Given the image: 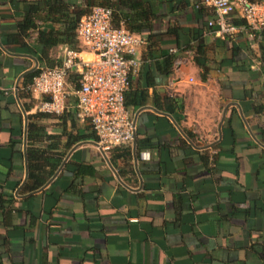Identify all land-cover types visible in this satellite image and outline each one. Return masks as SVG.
<instances>
[{
    "label": "crops",
    "instance_id": "0c3cea01",
    "mask_svg": "<svg viewBox=\"0 0 264 264\" xmlns=\"http://www.w3.org/2000/svg\"><path fill=\"white\" fill-rule=\"evenodd\" d=\"M200 1L165 0L158 12V32L177 23L202 32L207 47L205 80L190 50L171 76L158 77L162 94L183 101L181 124L151 100L136 111L128 108L135 115L140 110L139 137L172 146L171 158L158 148L131 160L119 157L118 165L126 167L121 177L109 151L96 145L91 124L69 103L65 110H76L75 126L68 119L67 128L79 141L50 183L25 192L28 115L40 110L39 96L21 98L19 90L22 73L36 60L39 67L42 45L35 34L26 40L34 55L8 41L22 10L0 0V264H264V38L209 30L213 13L199 11ZM233 18L242 20L239 13ZM166 39L163 47L177 51L174 38ZM64 48L55 47L52 57L61 58ZM51 114L40 123L49 133H62L65 118ZM66 140L62 136L60 147ZM79 163L94 172L75 174Z\"/></svg>",
    "mask_w": 264,
    "mask_h": 264
},
{
    "label": "trees",
    "instance_id": "16d2710c",
    "mask_svg": "<svg viewBox=\"0 0 264 264\" xmlns=\"http://www.w3.org/2000/svg\"><path fill=\"white\" fill-rule=\"evenodd\" d=\"M10 2L15 8L21 7L22 19L17 23V30L8 34V41L20 44L34 55H36V51L32 49L26 40L31 39L35 34L34 42L42 45L41 56H38L39 67L24 76L22 90H19L21 98L24 97V93L27 94V86L40 73L42 68L61 64L62 57L54 58L51 55L55 47L64 45L73 49H84L78 39L77 28L80 18L90 13L95 6H106L112 9L114 27L125 28L145 38V48L140 55L142 61L140 69L134 75L135 77H131L129 89L125 96L126 106L130 110L136 111L146 106L151 100L158 111L171 114L175 121L181 124L183 101L176 95L162 94L157 88L158 77L171 76L179 56L187 50L193 51L195 64L204 72L201 74L203 80L206 78L205 74L210 70L207 47L202 32L193 30L191 34L190 29L180 27L177 23L171 25L165 32L157 31L156 26L161 18L158 13L159 8L165 0H10ZM197 9L199 11H212L213 16L210 19L215 17L214 11L200 4V2L197 3ZM236 23L248 26L243 19ZM208 29L214 31L213 28L208 27ZM250 32L256 37L261 36V38H264V29L260 32L252 30ZM167 37L174 38L172 42L176 44L177 51L174 52L163 47L167 43ZM261 49H264L263 43H261ZM225 60H221L220 63H227L228 61ZM229 61L232 64L234 62L233 59ZM77 79L76 74H72L69 79L73 89L79 87ZM28 94L31 95L29 92ZM74 98L72 104L76 105L77 100L75 96ZM75 111L74 109L65 110L60 115L61 119L65 118V128L60 134L49 133L46 125L40 123V120L51 116V113L37 111L28 115V177L23 187L25 192H34L43 188L57 172L67 152L79 141L78 136H74L72 130L67 128L68 119L71 120L72 128L75 126L73 118ZM167 120L169 121L168 118ZM169 123L170 126L174 127L173 123ZM185 135L189 140L193 137L190 132ZM62 136H65L67 140L60 147L59 141H61ZM186 142V140L182 142L183 147L186 146ZM145 148H158L160 151L170 153V158L173 149L169 145H156L149 136L139 137V134L137 135L135 153L130 144L114 146L109 151V158L121 177L124 176L126 167L119 166L117 158L128 157L131 160L133 154L138 156L140 151ZM73 172L79 175L92 174L94 168L92 165L79 163L74 165ZM0 206V208L3 207V205Z\"/></svg>",
    "mask_w": 264,
    "mask_h": 264
},
{
    "label": "built area",
    "instance_id": "2783aa9c",
    "mask_svg": "<svg viewBox=\"0 0 264 264\" xmlns=\"http://www.w3.org/2000/svg\"><path fill=\"white\" fill-rule=\"evenodd\" d=\"M200 4L214 11L207 25L220 36L264 29V0H201ZM237 13L248 26L234 21ZM112 17L106 6H95L83 15L77 35L84 49L65 47L61 64L42 68L27 86L29 93L39 96L38 109L47 113L62 114L68 97L74 95L79 118L91 124L96 145L105 153L133 143L137 136L136 115L127 108L125 96L131 77L140 69L145 45L142 35L114 27ZM84 51L91 57H85ZM181 62L178 59L175 65ZM72 74L78 76L77 89L71 87Z\"/></svg>",
    "mask_w": 264,
    "mask_h": 264
},
{
    "label": "water",
    "instance_id": "95a60500",
    "mask_svg": "<svg viewBox=\"0 0 264 264\" xmlns=\"http://www.w3.org/2000/svg\"><path fill=\"white\" fill-rule=\"evenodd\" d=\"M37 68H38V61L36 60V65H35L33 68H31V69H29V70L23 72L22 75H21V77L24 76L25 74H27V73H29V72H31V71L37 69ZM21 77H20V78H21ZM17 86H18V85H17ZM139 112H140V110L137 111L136 115H138ZM163 114L169 116V117L173 120V122H175V124L177 125V123H176V121L174 120V118L172 117V115H170V114H168V113H164V112H163ZM183 134H184V133H183ZM25 143H26V136H25ZM133 147H134V153H135V148H136V138H135L134 141H133ZM103 153L105 154V152H103ZM105 156H106V155H105ZM106 157H107V156H106ZM135 159H136V158H135ZM107 160L109 161L108 158H107ZM64 163H65V161L63 162L62 166L60 167V170H61L62 167L64 166ZM58 173H59V172H58ZM58 173H57V174H58ZM57 174H56V175H57ZM118 177H119V176H118ZM25 180H26V179H25ZM25 180H24V182H25ZM51 181H52V180H51ZM51 181H49V183H50ZM120 181L124 184V182H123L122 180H120ZM24 182H23V184H24ZM41 189H42V188H41ZM41 189H39V190H41ZM34 192H35V191H34Z\"/></svg>",
    "mask_w": 264,
    "mask_h": 264
},
{
    "label": "rangeland",
    "instance_id": "374dc122",
    "mask_svg": "<svg viewBox=\"0 0 264 264\" xmlns=\"http://www.w3.org/2000/svg\"><path fill=\"white\" fill-rule=\"evenodd\" d=\"M74 100H75L74 96H69V97H68V100H67V101H68L67 103H68V104H69V103H74ZM38 103H39V102H38ZM38 103H37V104H38Z\"/></svg>",
    "mask_w": 264,
    "mask_h": 264
}]
</instances>
